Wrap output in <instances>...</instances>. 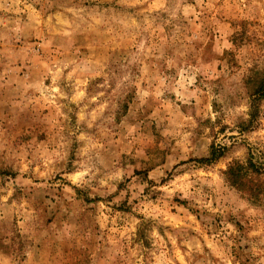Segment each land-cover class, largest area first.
Listing matches in <instances>:
<instances>
[{"label":"rangeland","instance_id":"rangeland-1","mask_svg":"<svg viewBox=\"0 0 264 264\" xmlns=\"http://www.w3.org/2000/svg\"><path fill=\"white\" fill-rule=\"evenodd\" d=\"M260 86L264 0H0V264H264Z\"/></svg>","mask_w":264,"mask_h":264},{"label":"trees","instance_id":"trees-1","mask_svg":"<svg viewBox=\"0 0 264 264\" xmlns=\"http://www.w3.org/2000/svg\"><path fill=\"white\" fill-rule=\"evenodd\" d=\"M264 86H260L258 88V91L256 93H261L264 94ZM210 159H204V162L209 161ZM244 168L242 166H238L237 164H234L232 166H230L227 171L225 172V178L233 183V184H237L239 183V186L242 185V182H238L239 180L243 179V177L245 176L244 174ZM238 187V186H237Z\"/></svg>","mask_w":264,"mask_h":264}]
</instances>
